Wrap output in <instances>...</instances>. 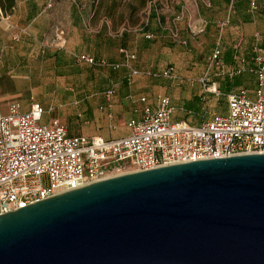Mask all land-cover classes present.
Masks as SVG:
<instances>
[{
  "label": "water",
  "instance_id": "water-1",
  "mask_svg": "<svg viewBox=\"0 0 264 264\" xmlns=\"http://www.w3.org/2000/svg\"><path fill=\"white\" fill-rule=\"evenodd\" d=\"M0 264H264V154L124 174L2 215Z\"/></svg>",
  "mask_w": 264,
  "mask_h": 264
},
{
  "label": "built area",
  "instance_id": "built-area-1",
  "mask_svg": "<svg viewBox=\"0 0 264 264\" xmlns=\"http://www.w3.org/2000/svg\"><path fill=\"white\" fill-rule=\"evenodd\" d=\"M258 8V0H250V11L255 13ZM6 19L0 12V21ZM55 33L54 40L44 48L64 50V33ZM119 52L124 58L121 65L86 54L70 55L78 64L111 70L124 67L127 84L141 75L175 78L173 66L155 73L141 72L132 65L134 54L125 49ZM220 57L221 50L216 46L208 59L209 68L221 69ZM248 67L255 79V99H249L244 90L224 94L226 114L192 126L173 121L174 112H183V108L173 107L168 97H159L157 108L145 105L140 118L128 122L130 134L117 140L72 137L66 124L58 120L42 124L44 111L39 104L33 103L27 113L21 112L17 102L10 103L6 113L0 108V216L124 174L264 154V52L258 45L252 49ZM241 72L244 68H239L237 74ZM200 82L205 92L219 94L214 84H208L207 75ZM113 94L112 86L106 99Z\"/></svg>",
  "mask_w": 264,
  "mask_h": 264
},
{
  "label": "crops",
  "instance_id": "crops-1",
  "mask_svg": "<svg viewBox=\"0 0 264 264\" xmlns=\"http://www.w3.org/2000/svg\"><path fill=\"white\" fill-rule=\"evenodd\" d=\"M198 1L199 6L196 3L195 9L190 11V14L198 16L200 23L199 31L196 32L201 34L198 38L200 42L195 43L208 47L206 54H209V57L212 50L219 46L221 70L224 68L223 61L227 64L232 62L236 42L243 43L244 51L250 46L253 49L258 45L264 52L260 33L256 31L261 27L260 22L264 23V14L255 17V13L250 11V0H234V3L233 0ZM258 6L260 7L259 0ZM92 7V0H15L7 19L0 21V82L5 78L10 87L6 91H2L0 87V108L3 113H6L8 105L12 102L20 104L22 113L29 112L33 103L39 104L44 111L42 124L49 125L53 120H58L66 124L67 129L69 128L68 134L72 137H100L104 140H117L128 136V122L139 119L145 105L152 109L157 108L159 95L168 96L170 104L175 108L176 104L179 108L185 106L183 112H174L172 120L175 122L183 121L198 126L209 121L214 115L226 114L225 100L218 106L217 114L211 113L201 102L210 95L218 96L205 92L200 82L207 75L208 84L212 83L209 66L198 81L201 90L197 89L198 84L188 88L185 83L181 93L160 87L159 77L141 75L135 77L131 84H127V70L124 67L111 70L76 63L70 55L72 52L104 59L93 56L91 49L83 48V42L79 40L88 38L83 34V28L93 17ZM188 15L186 6L181 7V16L179 15L177 20L188 18ZM161 26L159 25V33L164 31ZM56 30L64 33V50L44 48L43 45L48 46L54 40ZM15 37L18 39L14 40ZM119 50L117 60H104L110 64H123L124 58ZM136 62L137 57L132 65L141 72L155 73L166 69H140ZM245 65L249 66L244 57H241L235 67L244 68ZM82 67L110 72L112 76L109 79H97L93 75V78L83 79L79 77L78 69ZM120 71L123 72L121 81L115 78ZM224 85L222 96L244 90L249 99H255L252 93V89L256 88L254 77L242 85L238 78L231 82L225 80ZM32 86H39V89L36 92L25 89ZM112 86L114 94L107 100L105 94ZM213 96H210L211 99ZM141 99H145V102H141ZM182 117H185V120Z\"/></svg>",
  "mask_w": 264,
  "mask_h": 264
},
{
  "label": "rangeland",
  "instance_id": "rangeland-1",
  "mask_svg": "<svg viewBox=\"0 0 264 264\" xmlns=\"http://www.w3.org/2000/svg\"><path fill=\"white\" fill-rule=\"evenodd\" d=\"M92 1L93 17L83 28L85 30L83 34L88 38L79 39L83 42V48L86 50L90 48L93 52V54H89L97 58L114 61L119 58L118 50L125 49L137 57L136 66L140 69L150 68L157 71L169 66L174 67L176 71L175 78L162 79L159 77L160 87L182 93L184 91L182 86L187 83L186 87L193 88L195 84H198L197 89L201 90L198 81L207 72L209 54H206L208 47L205 48L204 45L195 43L200 42L198 38L201 34L196 33L200 23L198 16L190 14V11L195 9L196 3L199 6L198 0H145L143 8L140 7L141 0ZM259 4L260 7L255 12V17L264 14V0H259ZM185 6L188 9L189 17L177 20L178 16H181V7ZM151 13L154 17H149ZM159 25L164 28L162 33H159L161 31ZM260 26V29L256 31L260 33L263 42L261 47L264 50V23L262 21ZM147 35H150L151 38L146 39L145 36ZM202 40L203 38H201ZM183 42L186 43L183 44ZM234 46L231 63L227 64L223 61V70L215 67L209 68L211 82L215 83L219 94L218 96L210 95L214 98L211 99L209 96L201 102L206 106V109L211 110V113L214 114H217L218 106L224 102V97L221 94L224 92L225 80L231 82V80L238 78L241 80L242 85L247 83L248 79H253L252 74L249 73V67L245 65L244 72L239 74H237L239 68L235 67L241 57H244L245 63L250 65L252 47L250 46L248 50L244 51L242 42H236ZM78 69L80 72L79 77L83 79L93 78V75L97 79H109L112 76L110 72L96 68L82 67ZM122 74V71L118 72L115 78L121 81ZM193 79L196 81H193ZM0 87L2 91L10 89L7 79H1ZM25 89L36 92L39 86L26 87ZM252 90V93L255 94V89ZM163 96L168 97L159 95V97ZM176 108H179L177 104ZM183 109H186L185 106H183ZM182 119L185 120V117H182ZM122 121L125 120L122 119ZM73 129H75V126H73Z\"/></svg>",
  "mask_w": 264,
  "mask_h": 264
},
{
  "label": "trees",
  "instance_id": "trees-1",
  "mask_svg": "<svg viewBox=\"0 0 264 264\" xmlns=\"http://www.w3.org/2000/svg\"><path fill=\"white\" fill-rule=\"evenodd\" d=\"M15 0H0V12L3 16H8L13 7H14ZM145 6V0H141V8ZM149 17H154V15L151 13Z\"/></svg>",
  "mask_w": 264,
  "mask_h": 264
}]
</instances>
